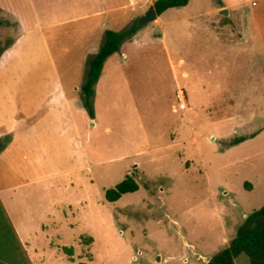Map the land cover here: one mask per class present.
<instances>
[{
    "label": "rangeland",
    "instance_id": "374dc122",
    "mask_svg": "<svg viewBox=\"0 0 264 264\" xmlns=\"http://www.w3.org/2000/svg\"><path fill=\"white\" fill-rule=\"evenodd\" d=\"M212 1L169 10L160 30L144 26L123 42L115 55L121 62L126 53L133 63L116 71L92 100L100 126L89 149L101 164L93 186L76 185L88 212L83 219L76 213L74 196L56 198L51 190L31 195L28 219L40 213L39 200L50 206L56 201L59 217L28 250L23 245L32 264H69L63 248H73L74 264H208L244 217L264 205V35L242 36L247 25L240 14L209 16ZM259 4L253 18L264 34V0ZM0 21L5 44L19 31L9 16L0 14ZM79 51L72 55V70L81 82L87 69ZM62 59L58 52V66ZM180 92L184 112L176 111ZM241 137L247 140L229 145ZM123 154L132 158L118 159ZM127 175L139 191L106 202L105 191ZM235 264L249 260L241 255Z\"/></svg>",
    "mask_w": 264,
    "mask_h": 264
},
{
    "label": "crops",
    "instance_id": "0c3cea01",
    "mask_svg": "<svg viewBox=\"0 0 264 264\" xmlns=\"http://www.w3.org/2000/svg\"><path fill=\"white\" fill-rule=\"evenodd\" d=\"M155 1L0 0V14L12 18L19 31L16 37L6 40L12 39L13 43L0 55V202L27 250L37 235L47 233L49 225L59 220L57 202L50 206L42 200L35 204L40 213L28 219L29 197L50 190L56 198L74 196L76 213L83 219L88 212L87 202L76 185L85 182L84 185L93 186L94 170L101 164L91 157L89 149L93 131L100 126L98 115L95 109V118L91 119L80 102L84 80L73 79L74 51L80 50L79 63H84L86 69V60L102 46L105 31L124 29L131 18L144 15ZM192 1L178 9L188 8ZM261 1L213 0L208 15L221 16L219 12L226 9L229 16L242 15L247 25L240 31L242 36L264 35L258 33L260 28L253 18L262 9ZM164 14L152 23L155 25L148 26L160 30ZM5 44L0 43V48ZM58 52L63 56L60 66L56 60ZM122 55L123 61L114 55L104 64L95 87L96 101L108 88L106 81H114L116 71L128 70L133 63L126 53ZM124 76L130 84V75ZM67 82H71L70 86ZM131 156L123 154L118 159Z\"/></svg>",
    "mask_w": 264,
    "mask_h": 264
},
{
    "label": "trees",
    "instance_id": "16d2710c",
    "mask_svg": "<svg viewBox=\"0 0 264 264\" xmlns=\"http://www.w3.org/2000/svg\"><path fill=\"white\" fill-rule=\"evenodd\" d=\"M191 0H157L153 7L158 17L170 9L186 7ZM218 1V0H217ZM228 22V20H224ZM4 21H0L3 25ZM141 27L137 24L132 25L120 32L107 30L104 33V42L95 56H90L86 60V72L83 84L80 87L79 98L82 107L88 116L94 119L93 97L95 87L100 79L104 64L109 58L119 53L123 42L135 36ZM13 43L8 40L3 48H0V55ZM251 135V138H254ZM247 138H236L229 143L236 146L245 142ZM2 146L0 145V152ZM246 184L245 186H247ZM139 191V185L133 175H127L122 182L114 188L105 191L106 202L113 204L118 202L124 195L134 194ZM90 246L93 243L91 238L85 241ZM64 254L68 257L69 264H74L73 248H63ZM241 255H245L249 264H264V205L243 220L238 227L235 237L229 242L228 246L215 254L208 264H235V260ZM91 262V260L89 261ZM0 264H32L28 254L20 242L1 202H0ZM89 264V263H79Z\"/></svg>",
    "mask_w": 264,
    "mask_h": 264
},
{
    "label": "water",
    "instance_id": "95a60500",
    "mask_svg": "<svg viewBox=\"0 0 264 264\" xmlns=\"http://www.w3.org/2000/svg\"><path fill=\"white\" fill-rule=\"evenodd\" d=\"M219 14L223 17L228 18L229 17V13L226 9L222 10L219 12ZM158 18L156 11L154 9L153 6H151L147 12L145 13V15L143 17H141L139 19L138 25L139 27H144V26H148L152 23H154L156 21V19Z\"/></svg>",
    "mask_w": 264,
    "mask_h": 264
},
{
    "label": "built area",
    "instance_id": "2783aa9c",
    "mask_svg": "<svg viewBox=\"0 0 264 264\" xmlns=\"http://www.w3.org/2000/svg\"><path fill=\"white\" fill-rule=\"evenodd\" d=\"M185 110H187V105L185 102V96H184L183 92H180L178 95V102H177L176 111L177 112H184Z\"/></svg>",
    "mask_w": 264,
    "mask_h": 264
}]
</instances>
